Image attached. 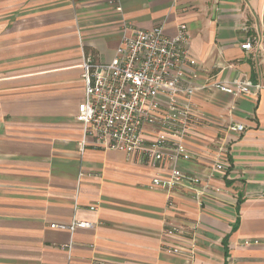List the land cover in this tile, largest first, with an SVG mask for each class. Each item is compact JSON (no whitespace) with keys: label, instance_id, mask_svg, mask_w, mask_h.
Wrapping results in <instances>:
<instances>
[{"label":"crops","instance_id":"obj_1","mask_svg":"<svg viewBox=\"0 0 264 264\" xmlns=\"http://www.w3.org/2000/svg\"><path fill=\"white\" fill-rule=\"evenodd\" d=\"M123 22L169 37L187 26L198 90L181 100L202 119L178 166L201 177L202 206L186 184L151 188L169 161L80 150L84 57L111 62ZM253 37L264 0H0V264H264V244L244 245L264 239V90L217 87L264 84V39L241 48ZM74 219L93 227H51Z\"/></svg>","mask_w":264,"mask_h":264},{"label":"built area","instance_id":"obj_2","mask_svg":"<svg viewBox=\"0 0 264 264\" xmlns=\"http://www.w3.org/2000/svg\"><path fill=\"white\" fill-rule=\"evenodd\" d=\"M121 34L111 62L96 63L91 57H84L85 94L76 116L83 126L80 150L84 153L92 145L100 150L122 151L128 158L141 154L144 165L157 169L169 161L173 165L170 175L155 177L151 188L169 191L186 184L202 206L206 188L199 187L201 177L178 166L179 161L191 159L184 141L194 122L202 119L193 104L181 100V96L191 100L198 90L192 82L198 77L199 64L190 54L187 26L180 25L177 36L169 37L164 34V25L141 30L123 22ZM261 39L249 38L241 48L253 50ZM217 87L237 95L264 90L262 83H240L235 89L225 85ZM228 130L241 133L246 128L238 124ZM146 136L153 140L148 141ZM216 169L221 171L223 167L216 164ZM51 227L74 233L78 228H92L93 224L74 219L69 226L53 224ZM167 232L175 235L184 231L176 226ZM260 244H264V239L244 242L245 246ZM165 248L170 254L184 252L178 247Z\"/></svg>","mask_w":264,"mask_h":264}]
</instances>
